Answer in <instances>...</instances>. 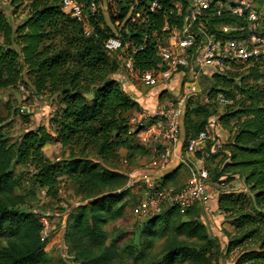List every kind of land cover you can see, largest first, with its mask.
I'll list each match as a JSON object with an SVG mask.
<instances>
[{"label":"trees","instance_id":"1","mask_svg":"<svg viewBox=\"0 0 264 264\" xmlns=\"http://www.w3.org/2000/svg\"><path fill=\"white\" fill-rule=\"evenodd\" d=\"M263 1L259 0L261 8ZM26 11L25 21L15 30L0 13V89L26 85L27 78L33 95L45 93L60 101L48 130L39 127L26 133L15 147L2 134L0 119V264H51L39 219L20 209L24 201L15 195L20 188L15 166L23 168L47 197L57 196L65 178L84 201L64 234L76 264H123V258L132 264H209L218 246L207 236L197 207L185 211L186 221L179 220L181 210L170 208L146 218L136 233L107 236L105 227L124 214L126 193L117 191L126 177L116 170L118 152L139 148L130 143L129 115L140 108L112 78L118 64L102 47L108 30L96 27V39L84 38L79 26L52 0H30ZM156 20L162 22L161 17ZM243 34L229 33L224 38L236 40ZM130 38L138 40L139 35ZM134 62L140 71L154 69L158 65L155 45L148 44ZM246 70L237 82V75L221 77L209 91V96L223 94L231 102L217 117L228 134L220 174L237 176L246 187L238 194L219 193L217 210L233 229L232 234L226 233L228 252L240 248L235 264H264V59ZM213 115L207 104H196L189 111L186 107L183 148L189 138L205 130ZM49 144L59 145L67 158L49 161L42 152ZM196 156L200 158L199 153ZM209 179L213 182L210 173ZM157 242L161 249L153 255Z\"/></svg>","mask_w":264,"mask_h":264},{"label":"built area","instance_id":"2","mask_svg":"<svg viewBox=\"0 0 264 264\" xmlns=\"http://www.w3.org/2000/svg\"><path fill=\"white\" fill-rule=\"evenodd\" d=\"M52 1L79 26L84 38L96 39V27L102 32L109 31L102 41L103 50L108 57L114 56L120 62L117 75L121 80L137 88H158L163 94L170 93L171 85L176 84L184 86L188 92H195L201 76L217 75L229 62L250 66L264 59V36L261 34L264 14L259 0ZM157 17L162 19L160 24H157ZM226 19L242 25L216 22ZM211 29L215 32L211 33ZM242 32L239 39L224 38L229 33ZM131 35H139L138 40L131 39ZM148 44L155 45L158 65L152 70L140 71L135 68V56ZM170 94L174 96L172 100L157 104L152 113L142 111L138 116L140 124L151 122L150 136L155 143L154 162L142 168L149 191L136 208L144 218L165 209L185 211L208 204L213 194L205 167L189 166L182 156H179V163L189 170L183 187H164L159 176H151L156 179L148 180V173L166 170L174 157V148L181 143L186 96L180 92ZM227 102L223 98L218 100L220 105ZM207 127L186 141L182 151L185 155L203 153L208 144L213 150L217 140L211 138ZM133 186L128 179L122 189Z\"/></svg>","mask_w":264,"mask_h":264},{"label":"rangeland","instance_id":"3","mask_svg":"<svg viewBox=\"0 0 264 264\" xmlns=\"http://www.w3.org/2000/svg\"><path fill=\"white\" fill-rule=\"evenodd\" d=\"M30 0H0V13L5 17L9 25L15 30L23 21H25L28 12L26 6L29 5ZM262 12L264 14V1L262 3ZM237 29V27H233ZM238 30V29H237ZM2 39L0 38V44ZM118 64L120 68V62L114 56L109 57ZM249 66L238 63L229 62L228 66L219 71L216 75L217 78L201 76L198 82V88H195V92H188L184 86L181 88L176 84L172 85L171 90L180 92L181 95L186 96V104L188 111L191 110L196 104H207L211 106L214 111L213 122H210L208 126H217V117H219L231 102L228 101L225 105L218 103L219 98H225L223 94H216L209 96V91L215 87L216 81H219L221 77L235 76L234 79L237 82L238 77L244 75L246 69ZM26 85L18 84L15 87L0 89V119L3 120L1 125V132L7 140L8 145L15 147L23 135L31 131H35L37 128L42 127L48 130V121L58 110L59 98L56 96H49L48 94L33 95V90L29 80L24 78ZM186 80L183 82L185 83ZM150 90L143 88L142 92ZM153 90H158L154 88ZM173 97L169 92L162 94L160 102L167 103L172 100ZM227 105V106H226ZM140 112H131L129 115V134H131L130 143L133 147L138 146L136 150L122 149L118 152L119 163L117 165V171L125 173L126 180L131 179L133 188L122 189L126 193L124 199V214L116 222L108 224L105 227V233L108 237L114 234L124 233H136L140 230V225L145 219L136 211L137 205L146 198L148 194V186L144 182V174L142 168L144 165L154 162V152L143 146L142 142H136V135L140 131L150 128L151 122H138V114ZM219 132L221 128H218ZM151 137V136H148ZM150 138H148V141ZM215 140L219 141V144L208 152L207 156L203 157V166L210 173L213 182H209V187L213 188L212 192L219 193L226 191L227 193L236 192V194L245 192L246 187L241 178L235 176L229 178V174H220L224 164L223 153L224 145L228 142L224 141L222 137H217ZM209 148H212L209 145ZM42 152L44 156L51 162H58L67 158V153L61 149L59 145H46L43 147ZM131 154V157H129ZM93 160H96L93 158ZM227 163V162H225ZM183 165V166H182ZM180 169L189 174V170L186 165L179 164ZM20 166L14 167L15 176H18L20 182V188L16 191L17 196L23 198L24 204L20 208L23 213H31L37 217L42 225L41 236L43 239V247L46 253V257L51 264H76L73 258V254L68 248V245L64 239L66 231V225L70 221V218L74 215L78 206L84 204L82 198L76 193L75 188L71 183L62 178V184L59 188L57 196L52 199L45 195L44 190L38 189L30 179V176L23 172ZM179 170V169H178ZM165 171L161 173H148L149 181L156 178L151 176H161ZM171 176V175H170ZM184 177V176H183ZM182 177L181 180L184 178ZM189 177V176H188ZM161 178L159 180L164 187L172 189H179L183 186L177 187L169 180ZM188 179V178H187ZM167 180V181H166ZM169 182V183H168ZM169 209L161 211L156 216L163 214ZM186 211V210H185ZM178 211L179 220L186 221V212ZM204 212V211H203ZM214 215V214H213ZM154 216V215H153ZM152 217V216H150ZM200 220V218H199ZM201 222V221H200ZM205 228L207 236L216 242L218 248L212 251L209 264H235L237 257L240 254V248L228 252V240L226 233H233L231 226L226 224L223 220H217L213 222V227H210L209 222L202 224ZM161 249V242H157L152 254L159 253ZM147 262H150L151 256L147 255ZM159 258L156 257V260ZM150 259V260H149ZM123 264H132V261L123 258ZM140 264V263H139ZM187 264V263H185Z\"/></svg>","mask_w":264,"mask_h":264},{"label":"crops","instance_id":"4","mask_svg":"<svg viewBox=\"0 0 264 264\" xmlns=\"http://www.w3.org/2000/svg\"><path fill=\"white\" fill-rule=\"evenodd\" d=\"M112 78L114 80H116L121 85L123 91L127 95H129L130 98L135 103H137V105L140 108V113L142 111H147V112L152 113L155 110V107L157 106V104L161 103L160 99H159V95H161L159 90L150 89V90H147L143 93L142 92L143 88H137V87L133 86L130 82H126V81L121 80V78L117 74L113 75ZM170 93H175L174 95H176L177 92L171 90ZM212 119H213V117L208 120V124H210V122H213ZM219 127L220 126L218 124V121H217L216 127H214L213 125L207 127L209 129V133L211 135V138L215 139L217 137H219V138L222 137L224 141H227L228 140V134L221 127H220L221 130L219 132V130H218ZM151 132H152V130H151V124H150V128H148L147 130H144V131L143 130L140 131L139 134L136 135L135 138H136V142H142V144H143V146H145V148H148L150 150H154L155 143L153 142L151 137H148V136H150ZM148 138H150L149 139L150 141H148ZM183 140H184V135L181 136V140H180L181 143L176 145V147L174 148V157H172V159H171L169 165L167 166L165 172L160 176L161 178H164V177H167L168 175L172 174L171 176L168 177L167 180L170 179V181L172 183H174V185L177 187L183 186V184L186 183L187 178L189 176V174L187 172H183L184 170L180 169V167H179V164H180L179 158L180 157L179 156H182L181 158L186 160L185 162L189 166L198 168L200 166H203V164H204L203 163L204 162L203 157L201 155L207 156L208 152L210 150L209 145H211V144L207 145L208 147H207V150L205 152H203V153L199 152L200 158H198L196 156L197 153L195 155H185L184 152H182L183 151ZM218 144H219V141L217 140L216 146ZM214 147H215V145H214ZM177 168H179V170H176ZM122 174H125V173H122ZM182 177L184 178L183 180H181ZM218 193L219 192L216 191L215 193L212 194L211 200L208 204L195 206L199 209V217H200L201 223L206 224V222L208 221L210 224L209 225L210 227H213L214 221H217L219 219L223 220V215L217 210ZM233 193H236V192H233Z\"/></svg>","mask_w":264,"mask_h":264}]
</instances>
